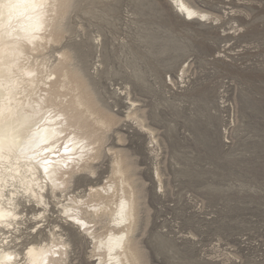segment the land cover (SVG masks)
I'll return each instance as SVG.
<instances>
[{
    "label": "rangeland",
    "instance_id": "obj_1",
    "mask_svg": "<svg viewBox=\"0 0 264 264\" xmlns=\"http://www.w3.org/2000/svg\"><path fill=\"white\" fill-rule=\"evenodd\" d=\"M185 1L207 18L186 19L173 0L56 4L43 34L55 40L27 50L26 76L43 87L61 63L112 123L95 126L97 159L47 197L45 218L21 199L26 220L7 234L21 255L55 230L69 245L64 264H99L59 202L120 184L121 160L138 264H264V0Z\"/></svg>",
    "mask_w": 264,
    "mask_h": 264
},
{
    "label": "bare ground",
    "instance_id": "obj_2",
    "mask_svg": "<svg viewBox=\"0 0 264 264\" xmlns=\"http://www.w3.org/2000/svg\"><path fill=\"white\" fill-rule=\"evenodd\" d=\"M64 1L0 0V264L65 263L69 245L55 230L50 244L31 245L22 255L11 247L7 234L19 232L26 220L20 208L22 198L42 209L40 214L46 217L47 197L59 200L57 192L64 194L74 174L97 159L100 141L95 126L112 123V118L97 111L81 78L61 63L41 82L43 87L32 75L26 76L21 60L28 49L36 51L40 41L55 40L53 33L43 34L53 27L56 4ZM173 2L188 20L207 18L185 0ZM11 23L17 26L12 28ZM68 89L74 93L70 100ZM114 175L121 177L120 184L110 182L91 189L87 198L70 197L59 203L67 222L93 240L99 264H138L130 238L136 199L121 160L115 161ZM103 220L109 222L105 236L97 229Z\"/></svg>",
    "mask_w": 264,
    "mask_h": 264
}]
</instances>
